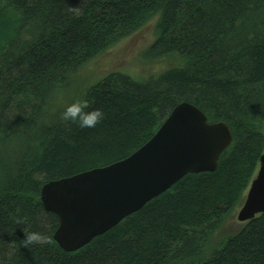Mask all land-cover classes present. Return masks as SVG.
I'll use <instances>...</instances> for the list:
<instances>
[{"label": "trees", "instance_id": "obj_1", "mask_svg": "<svg viewBox=\"0 0 264 264\" xmlns=\"http://www.w3.org/2000/svg\"><path fill=\"white\" fill-rule=\"evenodd\" d=\"M156 16L146 55L176 66L143 83L110 74L78 98L100 123L64 121L62 92L78 72ZM182 102L232 132L216 171L185 176L63 252L41 187L126 159ZM263 122L264 0H0V264H264V214L218 233L256 175ZM30 232L41 239L25 246Z\"/></svg>", "mask_w": 264, "mask_h": 264}, {"label": "water", "instance_id": "obj_2", "mask_svg": "<svg viewBox=\"0 0 264 264\" xmlns=\"http://www.w3.org/2000/svg\"><path fill=\"white\" fill-rule=\"evenodd\" d=\"M233 142L228 125L209 123L194 105L174 107L153 137L126 159L45 183L40 201L59 224L53 241L75 253L189 174L213 173ZM264 214V151L237 221Z\"/></svg>", "mask_w": 264, "mask_h": 264}, {"label": "rangeland", "instance_id": "obj_3", "mask_svg": "<svg viewBox=\"0 0 264 264\" xmlns=\"http://www.w3.org/2000/svg\"><path fill=\"white\" fill-rule=\"evenodd\" d=\"M157 23L158 17L156 16L138 31L120 40L86 64L78 72L70 87L62 92V100L67 104L78 100L86 89L96 85L110 74H125L135 81L143 83L176 66L177 62L174 57L152 60L146 55L148 48L157 38ZM256 128L264 136V122L257 124ZM246 192L242 201L228 217H225L218 232L221 235H233L245 226L246 223L237 221V215L244 202Z\"/></svg>", "mask_w": 264, "mask_h": 264}, {"label": "clouds", "instance_id": "obj_4", "mask_svg": "<svg viewBox=\"0 0 264 264\" xmlns=\"http://www.w3.org/2000/svg\"><path fill=\"white\" fill-rule=\"evenodd\" d=\"M103 112L100 109L89 110V104L86 100H75L66 105L62 113V119L66 122L77 124L80 128H94L103 118ZM41 239L39 233L30 232L24 238L25 246L38 242Z\"/></svg>", "mask_w": 264, "mask_h": 264}]
</instances>
